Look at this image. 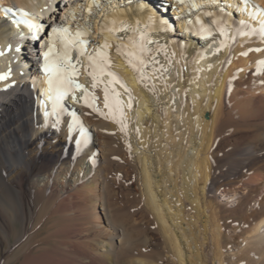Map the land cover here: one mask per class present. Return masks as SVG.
<instances>
[{
  "label": "bare ground",
  "instance_id": "obj_1",
  "mask_svg": "<svg viewBox=\"0 0 264 264\" xmlns=\"http://www.w3.org/2000/svg\"><path fill=\"white\" fill-rule=\"evenodd\" d=\"M25 13L28 22L17 26ZM105 17L147 25V59L158 61L148 64L142 82L116 51L119 41H109L110 70L130 90L110 85L111 109L104 92L110 78L93 87L88 60L105 42ZM201 23L212 29L208 38ZM63 27L72 36L90 33L85 54L71 52L73 80L84 88L53 112L44 54L53 30ZM262 28L264 0H0V75H8L0 80V264L26 240L40 247L17 264H162L153 253H132L129 226L120 229L110 218L101 180L109 170L92 161L99 153L88 125L123 138L169 264H264ZM39 36L40 51L28 57ZM116 36L127 43L137 34ZM55 48L63 50L62 37ZM55 155L79 167L57 164L39 174ZM222 190L239 194L233 209L217 202Z\"/></svg>",
  "mask_w": 264,
  "mask_h": 264
},
{
  "label": "rangeland",
  "instance_id": "obj_2",
  "mask_svg": "<svg viewBox=\"0 0 264 264\" xmlns=\"http://www.w3.org/2000/svg\"><path fill=\"white\" fill-rule=\"evenodd\" d=\"M137 8L139 9V5H137ZM37 38H38L37 42L33 40L31 41L33 42L32 45L36 46L40 43L41 37L39 36ZM39 49H41L40 46L36 48L37 51H35V54H37L38 51H40ZM31 59L35 62L38 61L36 57L33 58L31 56ZM87 127L96 136L95 146L97 147L99 153V156H95L92 158L93 163L98 164L99 167H102L104 165L109 170L108 174L106 176H103L101 180H103V185H104L103 189H104L105 202L106 203L108 202L113 212V213L111 212L110 218L120 229H125L124 225L126 227L129 226L128 227L129 229L126 228L125 230L128 231V234L132 239V243L134 247L132 253L135 252L137 253L147 252L149 254L153 253L155 259L158 260L160 258L162 264L163 263L169 264L166 258L167 254L165 251L163 236L159 231L158 227L156 226L154 219L150 215L149 211H147L148 209L144 201L145 195L142 194L138 177L133 173L131 158L128 154V151L125 150L123 138L120 140L121 137L117 136L114 132H112V134L111 132L106 133L105 129L101 131V129L92 127L90 125H88ZM101 138L102 140H104L103 143L100 140ZM101 144L105 146L104 147V151L106 152L105 157H102L103 150L100 147ZM69 154H71V152H69ZM57 164L63 166L72 165L73 167H79L78 161L76 163H70L69 160L67 161L65 159L60 160L59 157L55 155L51 158L46 159L43 162V168H40L37 171L39 174H45L51 168L55 167ZM108 189L109 191H107ZM217 202L222 206H225L229 209H233L239 203V194L236 192L228 193L225 190H222L217 193ZM147 213L149 214L147 215ZM235 216L239 218L238 215ZM235 216L232 217L236 218ZM116 217L118 221L116 220ZM121 222H123V224ZM49 231H46L38 239L41 240L45 238V236H49L52 230ZM14 234H15L14 239H16L20 234L19 227L15 228ZM228 234L235 235L236 232L233 228H230L228 230ZM32 242L33 241H27V240L24 241L21 244V246L17 249V251L14 253L12 258L9 260V264H17L20 258L23 257V255L31 248L34 250L35 249L38 250L39 249L38 247H40L39 246L40 243H32ZM10 244H11L10 242L7 243L6 246L7 249ZM1 253L2 251L0 252V257H1Z\"/></svg>",
  "mask_w": 264,
  "mask_h": 264
},
{
  "label": "snow or ice",
  "instance_id": "obj_3",
  "mask_svg": "<svg viewBox=\"0 0 264 264\" xmlns=\"http://www.w3.org/2000/svg\"><path fill=\"white\" fill-rule=\"evenodd\" d=\"M139 7L143 8L144 5L140 4ZM90 11V9H89ZM12 12L11 8L5 9V14ZM28 14L25 13L20 19L15 21L17 26L27 23L28 21L24 19ZM152 17H149L151 20ZM217 24L222 35L227 36V32L224 28L220 27L219 22H214ZM135 27L130 25L128 21L123 18H112L105 17V20L102 25V32L105 34V42L104 44L96 51L95 55H89V67L92 71L89 75L93 78V87H96L97 81H100L101 77L107 76L110 79L105 85V106L111 109L112 105L108 103L109 101V86L120 84L121 87L125 88V91L130 90L127 86L122 82V80L118 77V75L110 70L111 60L108 55V49L111 47L110 40L116 38L119 43L117 44L116 51L123 55L129 64L139 75L140 80L143 82L147 77L145 75V69L148 67L149 63H158L155 61V58L152 57L151 60L147 59L150 49L148 45L152 43L151 39L147 35V25H145V29L141 30L139 28V21L135 22ZM264 32V28L261 30ZM136 33L137 36L135 38L129 37L128 42L125 43L120 37L116 36L117 33ZM90 33L85 29L84 31L77 30L75 35L72 36L69 33V30L66 27L56 28L53 30V42L49 48V51L44 54L45 57V65L44 72L48 74V88L51 95L48 97L49 101L52 104V110L55 112L60 105V101L63 100L69 93L74 92V89H83L84 86L75 83L73 77L77 75L76 64L72 61L71 52L73 48H77L79 50V54L83 56L85 54L88 42L83 39L85 35H89ZM201 34L205 35V38L212 35V29L210 27L205 26L201 23ZM60 36L62 37L63 50L60 52H56L55 41L56 38ZM78 63V61H77ZM264 65V61L261 62ZM10 74V73H9ZM8 78V75H0V80H5ZM103 82V81H100ZM86 91V90H85ZM113 93V99L115 101V105L121 110L122 113V102L120 101V93L115 91L113 87L111 89ZM85 102L87 103V98L85 97ZM91 106V105H90ZM49 113L45 112V116H48ZM74 118V123H79L76 118V114L72 113ZM81 137L86 140L87 130L81 128ZM77 145H80V141H77Z\"/></svg>",
  "mask_w": 264,
  "mask_h": 264
}]
</instances>
